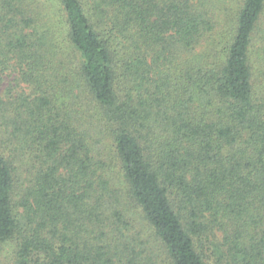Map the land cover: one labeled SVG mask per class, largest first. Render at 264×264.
Wrapping results in <instances>:
<instances>
[{
	"label": "trees",
	"instance_id": "obj_1",
	"mask_svg": "<svg viewBox=\"0 0 264 264\" xmlns=\"http://www.w3.org/2000/svg\"><path fill=\"white\" fill-rule=\"evenodd\" d=\"M0 264H264V0H0Z\"/></svg>",
	"mask_w": 264,
	"mask_h": 264
},
{
	"label": "rangeland",
	"instance_id": "obj_2",
	"mask_svg": "<svg viewBox=\"0 0 264 264\" xmlns=\"http://www.w3.org/2000/svg\"><path fill=\"white\" fill-rule=\"evenodd\" d=\"M140 221H141V220H140V217L137 216V217H136V226H135L137 230H141V229L138 227V225H139L138 222H140Z\"/></svg>",
	"mask_w": 264,
	"mask_h": 264
}]
</instances>
